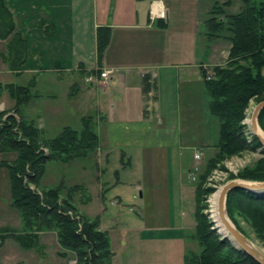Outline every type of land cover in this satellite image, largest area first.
<instances>
[{
	"label": "crops",
	"instance_id": "1",
	"mask_svg": "<svg viewBox=\"0 0 264 264\" xmlns=\"http://www.w3.org/2000/svg\"><path fill=\"white\" fill-rule=\"evenodd\" d=\"M4 1L15 31L0 39V82L27 85L35 78L34 87L41 83L46 90L43 118L45 114L69 116L74 109L82 119L93 117L100 136L96 156L104 155L108 162V157H116L115 164L119 161L122 168L129 167L133 174L141 175L127 180L134 186L132 196L116 193L109 198L107 185H102L104 190L91 189L85 204L91 209L89 213L95 214H87L99 215L101 228L110 235L117 231L123 258L128 235L146 233L152 237L161 230H187L185 204L193 206L194 201L196 212V187L190 181L199 162L195 155L215 148L219 140V120L210 110L203 69L225 64L231 41L210 40L208 58H198L193 48H188V31L177 34L168 26L180 8L188 7V0H164L166 26L161 24L162 18L153 21L150 17L154 0ZM100 27L111 30L102 58L98 57ZM16 37L26 43L25 61L19 69L12 67L13 49L9 46ZM106 70L112 71L108 79L101 77ZM63 84L66 99L60 103L51 86ZM14 104L11 96H0L1 111L12 109ZM123 182L120 177L113 185ZM105 199L122 207L131 203L133 213L110 215L109 208H103ZM162 215L166 221L163 225L159 223ZM109 218L116 219L117 228L108 224ZM22 230V218L11 205L8 171L2 167L0 261L77 264L74 252L60 245L56 231H39L35 244L26 248L7 234ZM120 264H124L122 260Z\"/></svg>",
	"mask_w": 264,
	"mask_h": 264
},
{
	"label": "trees",
	"instance_id": "2",
	"mask_svg": "<svg viewBox=\"0 0 264 264\" xmlns=\"http://www.w3.org/2000/svg\"><path fill=\"white\" fill-rule=\"evenodd\" d=\"M242 1V9L236 14H227L216 1L205 21L208 38L226 37L231 41V49L225 64L203 69L210 110L220 124L219 140L215 145L217 152L207 161L196 186L194 237L200 251L188 255L186 264H260L219 233L215 222L203 212L204 200L214 189L204 188L202 184L217 162L247 150L256 151L262 146L245 119L250 103L264 100V1ZM161 24L166 26L165 20L162 19ZM14 31L12 14L5 1L0 0V39L8 38ZM110 36V28L98 29L99 58L103 57ZM9 46L13 49L12 67L19 69L25 61L26 43L22 37H16ZM35 80L33 78L27 85L0 82V96L7 89L15 101L11 110L0 112V152L15 154L13 159L2 161L0 168L8 170L11 205L23 220L22 232L7 234L15 236L24 247L31 248L39 231L54 230L62 248L75 253L78 264H113L115 252L109 231L101 228V217L82 214L75 203L76 194L86 188L79 184L68 186L63 181L54 187L41 188L49 161L69 162L87 157L99 148L100 136L93 117L83 118L81 130L67 125L56 136L46 138L35 120L25 115L35 98ZM258 123L264 130V109ZM234 178L264 181V151L263 158L253 168ZM226 209L236 225H239L237 214L244 215L264 240V192L232 190L227 195ZM5 237L3 234L2 239ZM0 264L4 263L0 261Z\"/></svg>",
	"mask_w": 264,
	"mask_h": 264
},
{
	"label": "rangeland",
	"instance_id": "3",
	"mask_svg": "<svg viewBox=\"0 0 264 264\" xmlns=\"http://www.w3.org/2000/svg\"><path fill=\"white\" fill-rule=\"evenodd\" d=\"M216 1H218L219 5L224 7L227 14L239 13L243 6L242 0H188V7L180 8V12L176 14V17L173 15L171 23L168 24L170 28L173 27L171 29V32H176L177 34H179L183 31H188V36L191 38L189 39L188 48L192 47L194 53L196 52L195 55H197L198 58H208L207 50L210 51V49L208 48L211 41L205 34V21L210 17V12L213 10ZM228 1L230 2V4L225 5L224 3ZM220 41L221 43H227L229 39L226 37H222ZM206 60L207 59H204V61ZM64 85L65 84H63V86L61 87H58L56 85L51 86V88L54 89L59 95L58 101L60 103H65L66 99ZM34 88L33 92L35 94V98L31 103V106L25 111V115L29 119L35 120L38 127L43 130V135L46 138L56 136L67 125H70L78 130H81L83 128L82 116L80 113H77L76 109L72 110L71 115L69 116L61 115L58 113L55 116H47L45 114V117L43 118L41 112H46V110L44 109V106L47 102L45 98L46 90L41 83H39L38 86ZM45 88L47 89L46 86ZM2 93L4 97H10L8 90L5 89ZM5 101L8 103L7 98H5ZM257 104L258 102L254 100L250 103L249 109L247 111V117L245 119V123L249 126V129L251 131V119ZM9 110L11 109H7L4 111ZM64 112H67V109ZM263 151L264 146L262 145L256 151L247 150L236 155L228 156L223 160L217 162L216 166L211 170V174L208 175V177L202 184V187L204 188L209 187L214 189L213 192L204 200L205 209L203 212L208 213L210 219L214 221L210 211L211 197L214 193H219V190L225 184L235 179H240L248 182H261L234 177H236L240 172L246 169L253 168L254 165L263 158ZM216 152L217 148H210L204 154H200L199 152V154L197 153L195 155V158L198 159L199 162L197 163L198 165L196 166V168L193 170L192 175H190V181L193 184V188H195L198 182L201 180L200 175L205 170L207 161L209 160V158L213 157ZM14 157L15 154L0 152V163L4 160L13 159ZM108 158L110 159L109 162L107 161V157H105L104 155H102L101 157H97L95 152H93L87 157L76 158L69 162L55 160L49 161L47 163L46 173L42 179L41 188L50 186L54 187L62 181L65 182L68 186H72L75 184L83 185V187L86 188V191L76 194L75 203L77 204L79 211L82 214L88 215L90 214L89 211L91 209L87 204H85V200L87 201L88 197L91 195V189H95L96 187V191L98 189L104 190V186L107 185L108 189H106L105 192H107L109 198L115 196L116 193H121L120 195L125 197V195H129L134 189V186H132L131 183H127V180H134L137 176H141L139 172H135V174H133V171L129 167L122 168V164L119 161L115 164L114 160L116 162V157ZM125 160L127 161L128 158H125ZM117 168L120 169V174L119 172L118 174L116 173ZM101 169H103L104 171ZM120 177L124 180V182L119 186L113 185V183ZM108 182L113 186L109 187ZM63 195L65 196V194ZM112 201L114 200L105 199V205H103V208H109L108 213H110V215L119 211H123L125 212V214L133 213L129 209L130 207H132L131 203H126L127 205H125V207H122L117 203H112ZM192 202L193 206H188V203L185 204L186 207L184 205L187 213L185 214V216H188L189 219L187 230H181V228H178L177 232H174L173 230H161L159 235L155 234L152 235V237L150 234L148 235L146 233L143 236H141V234L128 235V245L124 247V249L126 248V258H123L121 256V249L118 250L120 238L116 239L115 233H117V231L112 230L113 232L111 231L110 235L111 247L113 251L117 253V255L113 254L112 256L113 264H120L121 260L124 264H186V258L188 255L192 254L193 252L197 253L200 251L198 242L194 237V234L196 233V218L194 213L195 202ZM91 212L92 213L90 215L95 214L94 211ZM134 215L136 214L134 213ZM236 217L238 219L239 225H236L232 221L233 224L239 230H241L256 247L264 252V240L259 236L251 221H249L244 215L239 213ZM115 222H117L115 218H109L108 220V224H110L113 228H117ZM159 223L161 225L166 224L163 215L159 216ZM216 226L217 224L215 222V227ZM216 228L218 229L219 227L217 226Z\"/></svg>",
	"mask_w": 264,
	"mask_h": 264
},
{
	"label": "water",
	"instance_id": "4",
	"mask_svg": "<svg viewBox=\"0 0 264 264\" xmlns=\"http://www.w3.org/2000/svg\"><path fill=\"white\" fill-rule=\"evenodd\" d=\"M263 109H264V100L259 101L254 109L251 119V127L253 134L256 136L257 139H259L260 143L264 146V140L258 133V126H259L258 118L260 112ZM235 189H242L249 192L261 194L264 191V182L262 181L248 182L240 179H235L225 184L219 190V197H218V209H219L220 218L230 234V235H224V237L230 239L236 248L241 249L249 256L254 258L256 261H258L260 264H264V252L260 250L258 247H256L248 239V237L233 224L232 220L228 216L226 209L227 195L229 194V192Z\"/></svg>",
	"mask_w": 264,
	"mask_h": 264
},
{
	"label": "built area",
	"instance_id": "5",
	"mask_svg": "<svg viewBox=\"0 0 264 264\" xmlns=\"http://www.w3.org/2000/svg\"><path fill=\"white\" fill-rule=\"evenodd\" d=\"M167 7L164 0H154L150 8V17L154 21L158 18L165 19L167 17ZM111 70L101 72V77L108 79L111 75Z\"/></svg>",
	"mask_w": 264,
	"mask_h": 264
},
{
	"label": "bare ground",
	"instance_id": "6",
	"mask_svg": "<svg viewBox=\"0 0 264 264\" xmlns=\"http://www.w3.org/2000/svg\"><path fill=\"white\" fill-rule=\"evenodd\" d=\"M258 133L264 140V131L258 126ZM218 197L219 193H214L211 197V216L215 220L217 226L219 227V231L224 235H230L225 225L222 223L219 209H218Z\"/></svg>",
	"mask_w": 264,
	"mask_h": 264
}]
</instances>
